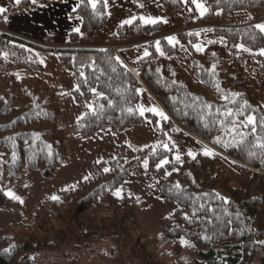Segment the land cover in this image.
<instances>
[{
	"label": "trees",
	"instance_id": "obj_1",
	"mask_svg": "<svg viewBox=\"0 0 264 264\" xmlns=\"http://www.w3.org/2000/svg\"><path fill=\"white\" fill-rule=\"evenodd\" d=\"M9 1L13 11H24L48 0L35 4L23 0L19 5ZM159 1L168 14L182 9L181 0ZM203 2L208 11L196 22L187 19L191 28L236 12L264 11V0ZM73 15L81 20L82 32L93 33L107 22L104 0H96L95 9L89 0H79ZM4 16L0 14V68L12 63L26 72L41 70L31 51L53 49L5 33ZM161 28L135 21L116 29L111 45L147 38L143 45L149 55L138 59L132 69L107 48L54 50L73 79L69 96L83 107L73 134L91 139L106 131L120 134L148 124L156 131L181 129L216 155L198 154L195 160L177 166L172 163V150L161 145L136 151L120 146L112 159L92 164L86 179L58 192L59 201H41L27 222L0 228V264H168L159 251L171 245L174 254L181 255L183 247L178 242L182 239L196 253L194 264H264V149L259 147L264 143V64L256 53L264 46V34L251 23L215 28V33L225 37L226 47L212 45L201 54H194L192 36L179 34L190 52V74H186L171 57L176 48L161 37ZM77 36L72 34L69 42ZM156 41L163 46L162 57L155 50ZM241 44L250 51L240 50ZM251 60L260 62L259 68L248 70ZM144 88L168 117L160 127L152 114L140 116L135 111ZM91 89L104 98L95 97ZM233 94L235 103L230 102ZM63 97L40 80L21 81L0 73V213L24 210L7 191L25 176L33 174L47 183L67 163L68 138L60 127ZM241 110L243 115L238 114ZM229 111L231 116L226 115ZM249 115L256 118L254 133L251 126H242ZM233 121L237 132L228 134L225 129ZM241 133L244 142L233 146ZM217 137L228 147L213 143ZM164 159L169 163L158 168ZM145 161L146 169L142 168ZM105 168L109 171L104 172ZM131 173L142 180L153 176L159 197L176 206L159 221L158 238L140 229L132 205L121 208L113 196Z\"/></svg>",
	"mask_w": 264,
	"mask_h": 264
},
{
	"label": "crops",
	"instance_id": "obj_2",
	"mask_svg": "<svg viewBox=\"0 0 264 264\" xmlns=\"http://www.w3.org/2000/svg\"><path fill=\"white\" fill-rule=\"evenodd\" d=\"M78 4L79 0H48L45 5L34 10L13 11L14 6L9 0H0V7L7 9L2 18V30L5 33L29 43L53 49V51H31L41 66L39 71L26 72L12 63L5 64L0 68V73L6 67L13 74L10 76L21 81L40 80L64 96L60 102V127L63 130L64 124L67 123V130L65 131L70 132V138L67 140L68 159L55 178L48 182L53 186L50 195H56L58 192L86 179L90 175L92 164L112 159L120 146L133 151L151 148L155 145L157 138V131L155 132L148 124L120 134H112L106 131L91 139H81L74 135L73 125L82 116L83 107L69 96V92L74 86L73 79L60 63L59 56L54 50L67 46L96 49L111 45L112 35L118 27L126 25L123 24L125 20L136 17L133 22L138 21L142 24L143 22L139 20L141 17L139 12L152 5L148 11L153 9L160 13L163 10L160 1L107 0V7H105L107 22L93 33L81 31L82 22L73 15ZM141 4L143 7L139 6ZM76 28L80 29L79 33L75 31ZM72 34L78 36L75 42L70 43ZM123 50L120 49L119 51L122 52ZM119 51L116 55L129 69L133 68L138 59L145 57L143 55L140 57L137 52L131 56H121ZM1 74L5 76L3 73ZM6 214L9 213H0V217L6 216Z\"/></svg>",
	"mask_w": 264,
	"mask_h": 264
},
{
	"label": "rangeland",
	"instance_id": "obj_3",
	"mask_svg": "<svg viewBox=\"0 0 264 264\" xmlns=\"http://www.w3.org/2000/svg\"><path fill=\"white\" fill-rule=\"evenodd\" d=\"M181 2L182 9L174 14H168L164 11V9L161 10L160 13L153 9L149 12L148 10L150 9V7H152L151 5L147 6L143 11H140L139 16H150L153 18H157L160 21H166V23H157L162 26L161 37L167 43L168 37L175 36L177 38L179 44H176L174 46L176 48V51L172 54L171 57L177 62L180 69L186 74H190V52L184 44H181V40L178 36L179 34H187L188 36H192L194 41L191 42V45L194 54H201L207 47L212 45L226 47L225 37L222 34L215 33V28H234L245 26L250 23L256 26L257 24L264 23V11L236 12L225 17H217L211 20L209 22V25L201 27L199 29H194L191 28L192 26L187 25V19L196 22L197 19L201 18L202 16L199 10L196 8V5L192 3V0H181ZM197 2L204 4L203 0H197ZM197 33H199V35H196ZM146 40V37H141L139 40L130 42L128 44L137 43L139 41L144 42ZM187 40L188 42L191 41L190 38H188ZM209 41H215V43H209ZM197 44H199L204 49L203 52H198L196 50L195 45ZM155 45L154 47L156 50ZM168 45L170 44L168 43ZM160 48L164 52L162 44H160ZM261 49H264V46ZM261 49L257 50L256 53L259 54ZM145 51H148L146 45L141 44L135 47L126 48L122 52L119 51V55L131 56L133 53L137 52L141 57L142 55L144 56ZM157 53L159 57L164 56L160 55L159 52ZM5 56L6 55H4V57ZM260 56L262 59L261 61L264 64V56ZM259 66L260 62L251 60L248 65V70L257 69L259 68ZM3 69L4 70H2L1 73H3L5 76L13 75L8 71L6 67ZM94 95L95 97H97L95 93ZM139 105H142L145 108L156 107L162 110L159 101L145 88L140 90V99L138 106ZM147 113L152 114L151 112H146L145 114ZM152 115L156 118L158 126L160 127V124H163V120H161L160 117L154 114ZM63 130L66 133L67 138L69 139L70 132L68 133L67 131H65L67 130V123L64 124ZM164 144H167L169 146V149L172 150V163L177 166L183 164V162L187 159H192L187 155L189 151L196 153L197 155H203V148L205 147L203 142L181 129H160L159 131H157L156 143L152 147H156L157 145H161L163 147ZM173 145H175V147H173ZM177 154L181 156V160L179 162L175 159V156ZM142 168H145L144 162L142 163ZM155 184L156 179L153 176H148L146 179L142 180L141 178L137 177L135 173H131L129 177L113 192V196L116 199L119 207L122 208L125 205L133 206L136 211L137 221L140 229L150 238L159 237V235L161 234L159 221L161 219L169 217L176 209L175 205L168 204L159 197L158 193L155 191ZM52 187L53 186H51L50 183L41 182L33 174H28L27 176H25V178L21 182L11 187L7 191V193L11 192L15 196L20 198V200H13L19 202L23 206L24 210L20 213H9L6 214V216L3 215L2 217H0V227L2 228L8 225L27 222L34 213V209L37 206L38 202L47 200L52 196H55L50 195L52 194ZM22 189L27 190L25 194L21 191ZM117 191H120V197H117L115 195ZM20 201L23 202L21 203ZM178 243L183 247L181 255L176 256L172 251L170 245L160 250L158 256L168 264H194L197 260L195 251L182 245L181 241H179Z\"/></svg>",
	"mask_w": 264,
	"mask_h": 264
},
{
	"label": "snow or ice",
	"instance_id": "obj_4",
	"mask_svg": "<svg viewBox=\"0 0 264 264\" xmlns=\"http://www.w3.org/2000/svg\"><path fill=\"white\" fill-rule=\"evenodd\" d=\"M36 2H37V0H32V3H33V4H35ZM20 3H21V0H15V4L19 5ZM89 3L92 5L93 9L96 8V0H89ZM192 3L196 5V8L199 10L201 16H203V15L208 11V8L205 7L204 4H202V3H198L197 0H192ZM104 4H105V7H107V0H104ZM139 6H140V7H143L142 4L139 5ZM6 11H7L6 8H2V7H0V14L5 13ZM135 19H136V17H133L132 19H129V20H125V21L123 22V24L130 25V24L133 23V21H134ZM139 20L142 21L145 25H156V24L159 23V22H165V23H166V21H160V20H158L157 18H153V17H150V16H149V17L141 16V17H139ZM255 27H256L261 33H264V23L257 24ZM75 31H76L77 33H79V32H80V29H79V28H76ZM196 35H199V33H197ZM167 40H168V43H169L170 45H172L173 47H174L176 44H179V41L177 40V38H176L175 36H170V37L167 38ZM209 43H215V41H209ZM155 46H156V50H157V52H159L160 55H164V52H163V51L161 50V48H160V42H159V41H156V45H155ZM238 47H239L240 50H242V51H244V52H249V51H250V49H248L247 47H245L243 44L238 45ZM195 48H196V50H197L198 52H203V50H204L199 44L195 45ZM148 55H149L148 51H145V52H144V56H148ZM213 55H215V54H213ZM259 55L264 56V49H261V50H260ZM116 59L119 60L118 57H117ZM215 67H216V66L213 65V69H212V70H213V74L215 73ZM113 70H115V69H113ZM157 71H159V69H157ZM81 75H83V73H82ZM137 75H138V73H137ZM216 87H217V90L219 91V85H218V84H217ZM77 90H79V89L77 88ZM91 91H92L93 93H95L97 96H99L100 98H102V99L104 98V97L102 96V94H100V93H96V90H95V89H91ZM137 91H139V90H137ZM224 98H225V99H228L227 96H225ZM194 99H196V98H194ZM230 102L235 103V94H233V100L230 101ZM246 105H247V102L245 101V102H244V105H242V109H243V107H245ZM101 107H102V106H101ZM205 107L210 109L211 106H210V105H205ZM89 108H90V111H92L93 114H95L96 109H95L94 107H92L91 105H89ZM127 111L131 114V113H133L134 110H133L132 108H128ZM135 111L139 112L140 116H144L146 112H151L152 114H154V115L160 117V119L163 120V121H167V120H168L167 115H166L162 110H160V109H158V108H156V107L145 108L144 106L139 105V106L136 107ZM238 114H239V115H243V114H244V113H243V110H241ZM226 115L231 116V115H232V112L229 111L228 113H226ZM232 123H233V126H232L231 128H227V129H225L226 133H228V134H236V132H237V129H236V126H235V125H236V122L233 121ZM242 126H243V127L251 126V130H252V132L254 133V132L256 131V118H255L254 116H252V115L247 116L246 119H245V121L242 123ZM261 127H264V122H261ZM165 134H166V133H165ZM239 135L241 136V139L237 140V141L235 142V144H233V146H236V145H238V144H242V143L244 142V140H243V134L241 133V134H239ZM257 139L259 140L260 138L257 137ZM213 143H215V144H217V145H220V146H222V147H224V148H227V147H228V145L225 144V143H224L219 137H217V138L213 141ZM163 147L165 148V150H170V149H169V146H168L167 144H164ZM173 147H175V145H173ZM259 147L262 148V149H264V143H260V144H259ZM187 155L190 156L193 160H195V159L197 158V154H196V153H193V152H191V151H189V152L187 153ZM203 155H204V156H209V157H211V156L216 155V153H215L212 149H210V148H208V147L205 146V147L203 148ZM13 158L15 159V156H14ZM175 159H176V161L179 162V161L181 160V156H180L179 154H177V155L175 156ZM147 163H148L147 161L144 162V166H145V168H147ZM168 163H169V161H168L167 159H164V160H162L161 163L158 165V168H159V167H163V165L168 164ZM108 171H109L108 168H105V169H104V172H108ZM168 175H171V173H168ZM176 187H177V188H180V185L177 184ZM7 195H8L9 197H11L12 199L20 200L19 197L15 196V195H14L13 193H11V192H8ZM115 195H116L117 197H120V196H121L120 191H117V192L115 193ZM51 199H52L53 201H59V197H58V196H52ZM20 202L22 203L23 201H20ZM225 203H227V201H225ZM194 214H195V213H194ZM185 219H188V217L185 216ZM181 244L184 245V246H187V247H191V246H192V245L189 243V241L184 240V239L181 240Z\"/></svg>",
	"mask_w": 264,
	"mask_h": 264
},
{
	"label": "built area",
	"instance_id": "obj_5",
	"mask_svg": "<svg viewBox=\"0 0 264 264\" xmlns=\"http://www.w3.org/2000/svg\"><path fill=\"white\" fill-rule=\"evenodd\" d=\"M139 43L140 42L132 43V44H124V45H111V46H108L106 48H108V49H110V50H112L113 52L116 53L119 49H121V47H123V48H131V47H135V46L140 45Z\"/></svg>",
	"mask_w": 264,
	"mask_h": 264
},
{
	"label": "bare ground",
	"instance_id": "obj_6",
	"mask_svg": "<svg viewBox=\"0 0 264 264\" xmlns=\"http://www.w3.org/2000/svg\"><path fill=\"white\" fill-rule=\"evenodd\" d=\"M145 42H146V41H144V42L142 41V42L139 43V44H142V43L144 44ZM108 46H111V45H108ZM108 46H106V47H108ZM106 47H103V48H106ZM107 49H108V48H107ZM121 49H126V48L121 47ZM119 50H120V49H119ZM119 50H118V51H119ZM111 51H112V50H111ZM118 51H117V52H118ZM117 52H116V53H117ZM114 53H115V52H114ZM116 53H115V54H116Z\"/></svg>",
	"mask_w": 264,
	"mask_h": 264
}]
</instances>
